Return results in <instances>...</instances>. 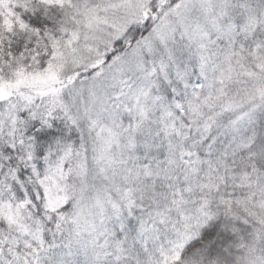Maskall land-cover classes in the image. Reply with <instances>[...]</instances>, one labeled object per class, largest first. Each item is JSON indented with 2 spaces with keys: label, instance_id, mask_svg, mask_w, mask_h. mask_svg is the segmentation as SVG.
I'll return each instance as SVG.
<instances>
[{
  "label": "snow or ice",
  "instance_id": "1",
  "mask_svg": "<svg viewBox=\"0 0 264 264\" xmlns=\"http://www.w3.org/2000/svg\"><path fill=\"white\" fill-rule=\"evenodd\" d=\"M0 264H264V0H0Z\"/></svg>",
  "mask_w": 264,
  "mask_h": 264
}]
</instances>
